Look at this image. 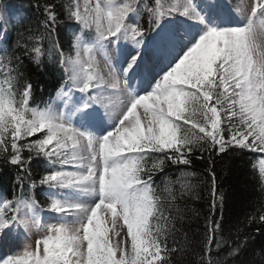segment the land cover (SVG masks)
Returning a JSON list of instances; mask_svg holds the SVG:
<instances>
[{
  "label": "snow or ice",
  "instance_id": "1",
  "mask_svg": "<svg viewBox=\"0 0 264 264\" xmlns=\"http://www.w3.org/2000/svg\"><path fill=\"white\" fill-rule=\"evenodd\" d=\"M35 7L38 26L17 48L37 66L47 55L63 77L55 96L38 104L21 55L0 54V162L15 169L10 198L0 199V249L24 247L22 255H0V264H174L184 251L178 202L199 199L204 183H193L189 170L196 153L207 154L211 193L200 264H215L209 253L213 243L222 247L215 213L224 197L213 156L264 154V0L242 3L239 16L226 0H45L42 7L38 0ZM23 19L0 9V47ZM62 19L79 32L67 53L54 37ZM97 55L107 77L94 67ZM169 166L179 175L161 187L154 177ZM38 187L48 190L43 205ZM45 212L56 222H43ZM121 220L123 235L115 231ZM256 222L264 228V206L247 219ZM33 229L43 233L34 244ZM246 247L247 235L228 257L244 264Z\"/></svg>",
  "mask_w": 264,
  "mask_h": 264
},
{
  "label": "trees",
  "instance_id": "2",
  "mask_svg": "<svg viewBox=\"0 0 264 264\" xmlns=\"http://www.w3.org/2000/svg\"><path fill=\"white\" fill-rule=\"evenodd\" d=\"M38 0H0V9L7 6L8 10L18 9L20 16L24 17L23 23L12 27L4 41L3 47H0V54L5 49L8 54L21 55L17 48V41L23 33L27 35L28 29L35 30L37 21L41 19V13L35 5ZM45 0H39L41 7ZM57 4L61 0H55ZM167 6L172 0H163ZM152 6L155 0H147ZM16 13V12H15ZM141 23L147 27V15H143ZM69 22L62 19L54 33V37L61 41V44L67 53L69 45L74 39L73 29L68 26ZM151 35V33L149 34ZM23 41H21V44ZM22 67L20 71L24 77H27L35 86V98L38 104L48 101L55 96V90L62 82L63 73L53 60H49L47 55L42 58L41 65L37 66L28 56L21 55ZM43 89V91H41ZM199 153L193 155V165L190 171L197 175L193 178V183H199L196 189L199 199H193L186 196L178 203L184 209L183 232L176 239L180 241L184 251L174 264H200L202 252L201 241L205 232V217L210 213L211 193L209 178L205 172L207 167V154L204 159L199 158ZM264 159V154L251 152L248 150H230L227 154L213 156V168L217 175L218 195L223 194V210L217 208L215 219L221 224L220 231L215 239L222 241L221 249H217L215 244L211 246L209 255L215 264H238L235 258L228 257L227 248L234 247L237 239H244L247 235V247L239 257L244 264H264V228L259 222L248 224L249 216L256 215L258 210L264 206V179L261 178L259 162ZM0 171L3 173V182L0 183V199L9 197L11 191L8 176L14 173L15 169L0 162ZM41 169L34 166V176L38 178ZM179 171L175 166H169L164 173H158L155 177V183L163 187L165 179L175 180ZM48 190L38 187L35 190L37 200L43 205L47 198ZM10 198V197H9ZM48 214L45 212L43 215ZM222 216V219H221ZM180 225H178L179 227ZM183 233H187L185 239ZM226 242V243H225ZM171 243V241H170Z\"/></svg>",
  "mask_w": 264,
  "mask_h": 264
},
{
  "label": "rangeland",
  "instance_id": "3",
  "mask_svg": "<svg viewBox=\"0 0 264 264\" xmlns=\"http://www.w3.org/2000/svg\"><path fill=\"white\" fill-rule=\"evenodd\" d=\"M174 2H175V0H172V2L169 3L168 5H170V4L174 3ZM226 2L229 3V4L232 6L233 14H234L235 16H239V13L236 11V8H237L239 5H241L242 3L250 5L251 2H252V0H226ZM190 23L195 24L196 22L193 21V22H190ZM109 54H111V50H109ZM96 61H97V63L94 65V67H95L98 71L102 72V73L105 75V77H107V76H108V71H109V69L107 68V66H106V64H105V61H104V57H103V55H97V56H96ZM113 99H116V98L113 97ZM61 106H62V105H61ZM138 111H141V110L138 109ZM259 165H260V167H261V161L259 162ZM260 167H259V170H260ZM103 214H104V213L101 212V215H103ZM68 219H69V221H70V220H71V217H69ZM43 222H46V223H48V222L55 223L56 221H55V220H50V219H49V216H45L44 219H43ZM121 225H122V220L118 222L115 231H121ZM124 231H126V228L124 229ZM32 232H33V235H32V240H31V242L34 244L35 239H39V238H41V237L43 236V233H42V232H37L36 229H33ZM121 235H123V231H121ZM109 238H110V240H111L113 243H115V242L119 239V237H117V236L115 235V232H114V231H110V232H109ZM23 250H24V247H23V244H21V246L18 247V248H16V249H14V248H13V249H8V248L0 249V255H3L4 253H6V252H8V251H12V252L10 253V254H12V255H22Z\"/></svg>",
  "mask_w": 264,
  "mask_h": 264
},
{
  "label": "bare ground",
  "instance_id": "4",
  "mask_svg": "<svg viewBox=\"0 0 264 264\" xmlns=\"http://www.w3.org/2000/svg\"><path fill=\"white\" fill-rule=\"evenodd\" d=\"M11 12H12V13H15V12L17 13V12H18V13L20 14V11H19L18 9H13V10H11ZM5 14L7 15V11H6Z\"/></svg>",
  "mask_w": 264,
  "mask_h": 264
}]
</instances>
